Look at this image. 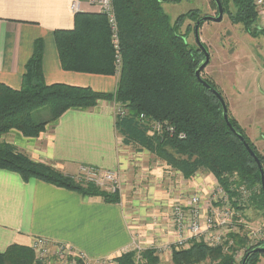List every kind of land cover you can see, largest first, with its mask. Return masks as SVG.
<instances>
[{"label":"trees","instance_id":"1","mask_svg":"<svg viewBox=\"0 0 264 264\" xmlns=\"http://www.w3.org/2000/svg\"><path fill=\"white\" fill-rule=\"evenodd\" d=\"M164 1L113 0L121 44V66L112 93L96 91L89 86L47 84L42 73L43 44L37 39L25 64L21 87L15 89L0 82V136L15 129L25 137H38L47 125L70 108L90 109L100 100L119 102L124 114L115 113V128L123 144L149 151L186 179L199 171L210 173L230 196L236 195L241 186L255 189L249 200L264 213L257 164L243 142L227 126L216 95L195 76V70L204 60L202 50L197 44L191 47L187 36L179 30L183 18H194L196 14L190 11L172 22L163 9ZM223 1L227 0H220L222 6ZM231 2L232 19L242 23L246 32L253 36L256 32L263 33L256 26L258 15L253 0ZM203 22L200 21L199 27ZM53 34L63 70L114 75V51L104 14L99 11L77 12L71 29H58ZM202 75L201 71L202 79L221 95L229 122L256 154L264 170V157L257 153L231 115L223 93L215 82ZM43 108L47 114L41 116ZM142 113L147 118L145 121L139 119ZM151 120L159 121L163 126L168 124L185 137L179 139L166 132H151ZM0 168L17 172L24 180L37 178L85 196H101L111 202L119 199L117 194L100 189L89 181L65 174L52 163L33 160L8 142L0 143ZM232 236L237 245L245 241L238 234L232 233ZM232 241L225 252L224 247L213 248L192 240L187 248L172 249L171 261L173 264L205 261L233 264L231 252L235 247ZM262 244L264 242L249 246L246 252ZM258 254L249 256L245 264H255ZM139 256L149 264H160L154 248L141 250ZM135 257L136 251L132 249L114 257V261L134 264ZM0 264L39 262L30 246L11 244L0 250Z\"/></svg>","mask_w":264,"mask_h":264},{"label":"crops","instance_id":"2","mask_svg":"<svg viewBox=\"0 0 264 264\" xmlns=\"http://www.w3.org/2000/svg\"><path fill=\"white\" fill-rule=\"evenodd\" d=\"M71 1L0 0L1 83L15 89L21 87L25 64L32 55L35 41L40 39L43 44L42 73L47 84L65 83L114 92L118 80L115 75L86 74L61 68L53 33L73 27L75 13L70 10ZM82 9L98 11L96 6L87 4ZM235 116L240 122L239 116ZM115 118L114 102L100 100L90 109L66 110L38 137H25L11 129L0 136V143L8 142L33 160L52 163L71 176L78 177L80 165L114 170L119 174L132 157L131 153L126 155V148L135 147L122 143L115 128ZM135 149L136 166H139L138 160L148 158L147 154L156 158L146 150ZM162 163L169 169L162 182L164 190L168 191V204L186 203L188 195L197 191L207 193L213 185L209 184L213 179L208 174L199 175L198 172L186 179ZM154 167L150 172L159 177L161 173L153 171ZM143 174L141 172V179ZM170 176L182 180L178 191L177 185H171ZM124 180L123 186L127 187L129 182L125 176ZM122 191L118 201L111 202L37 178L24 180L17 172L0 168V250L11 244L30 246L37 237L65 243L90 258L116 257L134 248L135 238L142 247L153 242L168 245L173 237L172 234L168 237V206L158 209L167 205L166 198L139 203L135 197L128 199ZM157 195L163 198L165 193L157 192ZM149 208L157 209L159 213L154 222L146 217Z\"/></svg>","mask_w":264,"mask_h":264},{"label":"rangeland","instance_id":"3","mask_svg":"<svg viewBox=\"0 0 264 264\" xmlns=\"http://www.w3.org/2000/svg\"><path fill=\"white\" fill-rule=\"evenodd\" d=\"M223 3L221 21L206 20L198 27L199 39L210 54L209 63L202 70V76L217 84L228 105H230L228 109L231 115L234 118L236 117L235 114L239 116L241 123L235 119L255 146L257 153L264 157V34L256 32L255 36H253V34L246 32L242 23L231 18V14L234 13L231 0L223 1ZM162 6L172 22L181 14L190 11L196 14L194 18L186 17L179 23V30L187 36V41L191 47L196 46L193 26L197 18L205 15L217 16L214 0H166L162 3ZM46 114L47 110L43 108L40 115ZM130 148H126V155L131 153L132 157H129L124 170L119 173L122 193L128 199L135 197L134 200L139 201V203H144L148 199L150 201L155 199L162 201L166 198L167 205L158 209L162 210L168 206L166 221H168V237H170L172 234L169 223L170 207L174 202L168 204V191L164 190V183H162L164 178L168 176L169 169L165 168L162 160L152 158L148 154V158L138 160L140 167L136 166L138 163L135 159L138 156L136 154L137 149ZM153 165L155 166L153 171L157 170L161 173L159 177H157V174L150 172ZM141 172H144L142 179ZM206 174L212 177L213 182L216 181L212 174L199 171V175ZM124 176L129 182L127 187L123 186ZM169 181H171V185H177L175 189L178 191L182 180L178 176L177 180L175 176H170ZM209 184L213 183L209 182ZM182 188L184 187L182 186ZM135 189L137 192H134ZM157 192L159 194L165 193V196L163 198L159 197ZM152 207H154L153 204ZM149 209L146 217H150V221L153 219L154 222L155 218L159 217V213H157V209ZM153 213L157 215L154 216ZM243 214L246 218V225L234 232V234H238L240 238H245L244 243L242 245L234 243L236 238L234 239L231 234L232 245L235 247V250L231 252L233 264H239L246 249L249 248L248 234L251 241L262 238L253 237L252 233L255 235L264 234V213L262 208H255L253 201L249 200L243 208ZM136 241L138 240L136 239ZM148 244H145L144 248H152L151 244ZM219 247L223 248L224 246ZM226 249L227 247H224L223 251L226 252ZM155 250L160 264H173L171 254L165 252L162 248ZM112 263L117 264L115 261ZM199 264H209V262L205 261ZM255 264H264V255L259 253Z\"/></svg>","mask_w":264,"mask_h":264},{"label":"built area","instance_id":"4","mask_svg":"<svg viewBox=\"0 0 264 264\" xmlns=\"http://www.w3.org/2000/svg\"><path fill=\"white\" fill-rule=\"evenodd\" d=\"M113 0H72L70 10L73 13L83 11V5L96 6L98 11L104 14L107 19L110 43L114 51V75L118 77L121 66V47L118 31V23L113 8ZM255 10L258 15L256 26L264 33V0H253ZM114 111L120 115L124 114V108L121 103L114 102ZM139 119L145 121L147 118L142 113ZM151 132H166L170 136L176 135L181 139L185 137L182 132L176 131L172 126L162 125L159 121L151 120ZM77 178L89 181L109 193H121V183L119 174L114 170L100 169L90 165H80L78 167ZM255 189L241 186L236 195L230 196L217 181L207 193L200 191L188 195L186 203L174 202L170 207V219L172 239L168 245L154 243L152 248L168 251L171 254L172 249L187 248L192 240L203 242L209 247H227L231 244V234L238 231L246 225V218L243 214L249 198L253 196ZM253 237L260 240L251 241L247 235L249 246L264 242V234ZM136 257L134 264H149L139 256V252L144 247L139 242L133 240ZM248 246V245H247ZM36 260L39 264H113L114 257L111 258H90L81 251L71 248L69 245L60 242H50L47 239L37 237L30 245ZM242 259V258H241Z\"/></svg>","mask_w":264,"mask_h":264},{"label":"water","instance_id":"5","mask_svg":"<svg viewBox=\"0 0 264 264\" xmlns=\"http://www.w3.org/2000/svg\"><path fill=\"white\" fill-rule=\"evenodd\" d=\"M214 2H215V5H216V8H217V16L205 15V16L201 17L199 20H197L196 23H195V26H194V37H195L196 44L202 50L203 55H204V60L201 62V64L195 70V76L197 77V79L201 83H203L204 86L210 88L211 91L216 95V97L218 98V100L220 101V103L222 105L223 117H224V120H225L227 126L230 128L231 131H233L239 137V139L243 142L245 148L248 150V152L250 153V155H252V157L254 158V160H255V162L257 164V167L259 169V173H260V187L262 189L263 198H264V170L262 168V165L260 163V160L258 159V157L256 156V154L252 151V149L250 148V146L244 141L243 137L232 127V125L229 122L228 117H227V107H226V104H225L224 100L222 99L221 95L218 93V91H216L214 88H212L201 77V71L209 63L210 54H209L208 50L206 49V47L201 43V41L199 39V29H198V27H199L200 21H206V20H211V21H214V22L221 21L222 16H223V7H222V4H221L220 0H214ZM80 12H83V11H80ZM254 253L264 254V244L257 245L255 247H252L248 252H246L245 255L242 257L241 264H245L246 261H247V259H248V257L251 256Z\"/></svg>","mask_w":264,"mask_h":264}]
</instances>
